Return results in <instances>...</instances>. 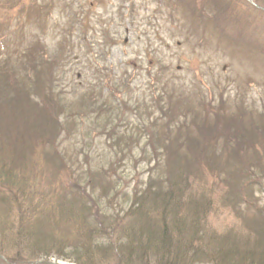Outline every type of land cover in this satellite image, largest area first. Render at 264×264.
Masks as SVG:
<instances>
[{
    "label": "rangeland",
    "instance_id": "rangeland-1",
    "mask_svg": "<svg viewBox=\"0 0 264 264\" xmlns=\"http://www.w3.org/2000/svg\"><path fill=\"white\" fill-rule=\"evenodd\" d=\"M226 5L0 0V174L10 173L0 176V254L9 262L159 264L151 241L179 264H264V0L231 5L245 26L221 15ZM123 127L140 144L131 156L108 147L127 142ZM91 158L87 172L64 171ZM133 206L143 213L112 224ZM176 214L180 231L164 232ZM38 250L51 254L30 258Z\"/></svg>",
    "mask_w": 264,
    "mask_h": 264
},
{
    "label": "trees",
    "instance_id": "trees-1",
    "mask_svg": "<svg viewBox=\"0 0 264 264\" xmlns=\"http://www.w3.org/2000/svg\"><path fill=\"white\" fill-rule=\"evenodd\" d=\"M81 26H82V24L81 23H79ZM69 27H71V26H69ZM82 29H83V27H82ZM64 30V29H63ZM62 32V31H61ZM67 32V31H66ZM62 33H64V34H66L65 32H62ZM83 33H85L84 32V30H83ZM67 36V35H66ZM64 40H66V39H64ZM66 42V41H65ZM65 44V43H64ZM39 54L40 53H47L46 51H44L43 49H39V52H38ZM45 62L48 64V65H52V64H54V59H47V58H45ZM83 72V71H82ZM90 100H85V102H86V106L88 107L89 106V104H91L90 102H89ZM85 106V107H86ZM169 106H170V109L171 108H173V105L171 104V102L169 103ZM181 107L179 106V104L177 103V105H176V108H175V110H177V111H181ZM123 113V116H124V112H122ZM184 114H185V112H183ZM184 114H181V115H184ZM66 117L68 118L69 117V115H66ZM66 118V119H67ZM178 117H176L175 119H177ZM128 120V119H127ZM134 126H136V124H134ZM101 128H102V130H105V129H108V128H112L111 130H109V133L110 132H112L113 130H114V128L112 127V125L110 124V123H105V124H103L102 126H101ZM108 133V134H109ZM138 136V138L140 137V135H137ZM118 137H122V139H119V142H122L121 140H126L127 142L126 143H123V144H118V145H116L115 143H113V141L111 142V144L108 146V147H113V146H116V148L119 150V152L121 153V156H124V155H126V154H128V156L130 155L131 156V154H133V150H134V147H135V145H136V143H137V141H138V139H136L135 138V136L133 135V133H132V129H128V133H127V136L124 134V127H123V129H122V131H120L119 132V134H118V136H117V138ZM70 146H71V144H69ZM138 145H140V144H137L136 146H138ZM123 147H125L126 148V151L127 152H125V151H123L122 150V148ZM145 147H144V145H143V149H141V152L142 153H145ZM109 152H112V150L111 151H109ZM75 155H76V152H75ZM85 158H87V159H89L90 157H88V155L87 154H84V159ZM95 158H91L90 159V161H88V160H86L85 161V165H86V167H85V165L84 166H82V165H74V163H76V162H74L70 167H72L73 168V170H71V169H64V171H66V172H71V174L72 173H74L75 171H78V170H81L80 172L81 173H84V172H87V171H89V170H91V168H90V166H89V163H91L92 164V161L94 160ZM75 161H77V157H76V159H75ZM9 174L10 173H8V172H5V174H3L5 177H8L9 176ZM3 175H1L0 174V176H1V178H3L4 179V177H3ZM82 176H84V174H82ZM6 181V183H7V187L9 188V191H12L13 193H15L13 190V187H16L17 186V184H18V181L16 180L15 182H12L11 180H5ZM1 183H3V181L1 182ZM133 204L134 205H138V201L136 200L135 202H133ZM118 207L120 206V205H117ZM119 211V210H118ZM176 212H177V210H175ZM121 212V213H120ZM141 213H143V211L141 210V208L140 207H129V208H127L126 210H124L123 212H122V210H120L119 211V214H114L113 215V218L111 219V221H112V224H114V222H116L117 220H118V222H117V225L119 224V223H123L124 221H125V219L127 218V217H129V216H136L137 215V217L138 216H140V214ZM179 217L182 219V217L180 216V213H179ZM113 226V225H112ZM180 220L178 219V214H176L175 216H174V219H173V226H172V229H174V230H169V229H167V231H164V232H171V231H175V232H177L178 233V231H180ZM110 227H107V228H104V229H109ZM178 230V231H177ZM26 234H28V233H26ZM23 241H25L24 240V237L22 236V234L20 233V231H18V234H17V240H16V245L19 243V242H23ZM169 242H170V240H169ZM171 243V242H170ZM179 242H177V244H178ZM29 246H32V245H34V242H28L27 243ZM145 245H144V247H145V249H147V251L148 250H150L149 252H151V250H158V251H160L159 252V254H161L160 255V259L159 260H156V262H158L159 264H177V263H175V262H178L177 260H175V258H163V256H168V255H165V254H163V253H165V251L166 252H168L167 251V249H166V247L164 246V244H158V245H155L153 242L151 243V241H148V242H146V243H144ZM15 245V246H16ZM19 246H21V249H22V251L24 252V251H26V249L22 246V245H19ZM141 246H142V244L141 243H137V245L135 246V247H133V250H131V253H132V255L134 256V255H136V256H134V258L136 259V260H138L139 259V257H141L140 255H141V253L139 252V250H140V248H141ZM169 246L170 247H172V249H174V248H176L175 246H172V244H169ZM18 249L20 248V247H17ZM136 248V249H135ZM135 249V250H134ZM6 250H8V247H6V245H4V244H1V246H0V252L1 253H4V251H6ZM20 250V249H19ZM33 252H35V254H33L30 258H34V259H37V258H48L49 256H50V252H46L45 250H38V251H33ZM154 254V253H153ZM36 256V257H35ZM57 256V255H56ZM153 257V256H152ZM131 258V257H130ZM162 258V259H161ZM141 259H143V258H141ZM210 259L211 260H214V261H216L217 262V260L215 259V257H210ZM178 264H179V262H178Z\"/></svg>",
    "mask_w": 264,
    "mask_h": 264
},
{
    "label": "water",
    "instance_id": "water-1",
    "mask_svg": "<svg viewBox=\"0 0 264 264\" xmlns=\"http://www.w3.org/2000/svg\"><path fill=\"white\" fill-rule=\"evenodd\" d=\"M39 261H35L34 264H37ZM43 263H46V264H60L58 262H52V261H43Z\"/></svg>",
    "mask_w": 264,
    "mask_h": 264
}]
</instances>
